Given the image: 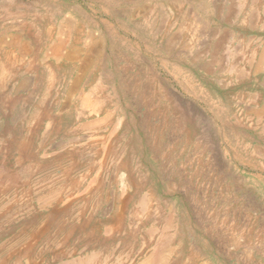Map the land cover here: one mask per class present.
<instances>
[{"label":"rangeland","instance_id":"1","mask_svg":"<svg viewBox=\"0 0 264 264\" xmlns=\"http://www.w3.org/2000/svg\"><path fill=\"white\" fill-rule=\"evenodd\" d=\"M263 54L264 0H0V264H264Z\"/></svg>","mask_w":264,"mask_h":264},{"label":"bare ground","instance_id":"2","mask_svg":"<svg viewBox=\"0 0 264 264\" xmlns=\"http://www.w3.org/2000/svg\"><path fill=\"white\" fill-rule=\"evenodd\" d=\"M212 41V40H211ZM263 52V51H262ZM264 55V54H263ZM246 56V55H245ZM264 59V58H263ZM258 69V68H257ZM90 95V94H89ZM256 113V112H255ZM96 178V177H95ZM94 180V179H93ZM225 185V184H224ZM237 189V188H236ZM150 195V194H149ZM53 196V195H52ZM142 200V199H141ZM53 201V200H52ZM149 203V202H148ZM144 204V203H143ZM110 205V204H109ZM150 205H152L151 203H150ZM65 207V206H64ZM71 207V206H70ZM150 207V206H149ZM160 208V207H159ZM70 211V210H69ZM86 212V211H85ZM153 212V211H152ZM157 212V211H156ZM155 212V213H156ZM153 214V213H152ZM162 214V213H161ZM238 214V213H237ZM148 216L147 217H149L150 215H149V213L147 214ZM158 215V214H157ZM151 217V216H150ZM170 218V217H169ZM150 219V218H149ZM149 219H147L148 221H150ZM156 219H157V217H156ZM167 220V219H166ZM184 221V220H183ZM146 225V224H145ZM230 225H232V224H230ZM180 226V225H179ZM238 226V225H237ZM236 226V227H237ZM246 226V225H245ZM169 227V226H168ZM234 227V226H233ZM258 227V226H257ZM69 229V228H68ZM139 230V229H138ZM218 230V229H217ZM235 230V229H234ZM238 231V230H237ZM79 232V231H78ZM209 234V233H208ZM217 235V234H216ZM170 236V235H169ZM220 236V235H219ZM162 237V236H161ZM213 237V236H212ZM237 238V237H236ZM222 239V238H221ZM239 239V238H238ZM218 240H219V238H218ZM223 240V239H222ZM159 241V240H158ZM161 242H162V240H161ZM179 242V241H178ZM218 242H221V241H218ZM226 242V241H225ZM120 243V242H119ZM159 243V242H158ZM223 243V242H222ZM219 244V243H218ZM221 244V243H220ZM226 244H228V243H226ZM225 244L223 243V245L222 246H224ZM229 245V244H228ZM238 245V244H237ZM137 246V245H136ZM212 246V245H211ZM227 246V245H226ZM220 247V246H219ZM228 247V246H227ZM230 247V246H229ZM140 248V247H139ZM223 248H225V247H223ZM231 248V247H230ZM240 249V248H239ZM52 250V249H51ZM104 250V249H103ZM133 250V249H132ZM141 250V249H140ZM139 250V251H140ZM179 250V249H178ZM221 250V249H220ZM114 251V250H113ZM116 251V250H115ZM130 251V250H129ZM193 251V250H192ZM192 251H191V253H192ZM239 251V250H238ZM108 252V251H107ZM132 252V251H131ZM155 252V251H154ZM180 252V251H179ZM194 252V251H193ZM234 252V251H233ZM105 253V252H104ZM190 253V254H191ZM75 254V253H74ZM97 254V253H96ZM100 254V253H99ZM162 254V253H161ZM161 254H159V256H158V254H157V260L155 259V261L153 262L154 264H161V260H162V262H163V259H162V257H161ZM225 254V253H224ZM124 255V254H123ZM144 255V254H143ZM200 255V254H199ZM210 255V254H209ZM102 256V255H101ZM120 256V255H119ZM127 256V255H126ZM134 256V255H133ZM136 256V255H135ZM147 256V255H146ZM150 256V255H149ZM74 257V256H73ZM197 257V256H196ZM98 258V257H97ZM96 258V259H97ZM125 258V257H124ZM135 258V257H134ZM169 258V257H168ZM200 258V257H199ZM239 258V257H238ZM100 259V258H99ZM127 259V258H126ZM131 259V258H130ZM95 260V259H94ZM98 260V259H97ZM124 260V259H123ZM137 260V259H136ZM165 260H166V258H165ZM195 260H196V258H195ZM73 261V260H72ZM92 261H93V259L91 260V258H88L87 259V261H85V262H83V261H81V262H72V263H68V264H92ZM99 261V260H98ZM97 261V262H98ZM101 261H102V259H101ZM110 261V260H109ZM122 261V260H121ZM125 261H127V260H125ZM124 261V262H125ZM133 261V260H132ZM176 261V260H175ZM197 261V260H196ZM195 261V262H196ZM96 262V261H95ZM112 263V262H111ZM122 263V262H121ZM126 263V262H125ZM128 263H129V261H128ZM132 263V262H131ZM152 263V264H153ZM205 264H206V262H204ZM65 264V263H64ZM96 264V263H95ZM100 264H101V262H100ZM145 264H148V261L147 262H145ZM163 264V263H162ZM176 264V263H175ZM193 264V263H192ZM198 264V263H197ZM214 264V263H213Z\"/></svg>","mask_w":264,"mask_h":264},{"label":"crops","instance_id":"3","mask_svg":"<svg viewBox=\"0 0 264 264\" xmlns=\"http://www.w3.org/2000/svg\"><path fill=\"white\" fill-rule=\"evenodd\" d=\"M14 51V50H13Z\"/></svg>","mask_w":264,"mask_h":264}]
</instances>
